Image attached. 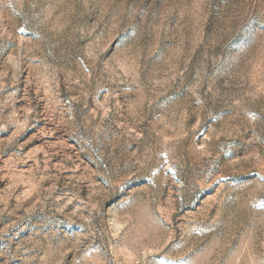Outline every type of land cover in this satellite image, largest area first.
I'll list each match as a JSON object with an SVG mask.
<instances>
[{
	"label": "rangeland",
	"instance_id": "obj_1",
	"mask_svg": "<svg viewBox=\"0 0 264 264\" xmlns=\"http://www.w3.org/2000/svg\"><path fill=\"white\" fill-rule=\"evenodd\" d=\"M0 264H264V0H0Z\"/></svg>",
	"mask_w": 264,
	"mask_h": 264
}]
</instances>
